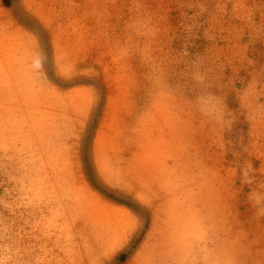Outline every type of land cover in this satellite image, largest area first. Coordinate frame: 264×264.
I'll use <instances>...</instances> for the list:
<instances>
[{
	"label": "rangeland",
	"instance_id": "obj_1",
	"mask_svg": "<svg viewBox=\"0 0 264 264\" xmlns=\"http://www.w3.org/2000/svg\"><path fill=\"white\" fill-rule=\"evenodd\" d=\"M0 264H264V0H0Z\"/></svg>",
	"mask_w": 264,
	"mask_h": 264
}]
</instances>
